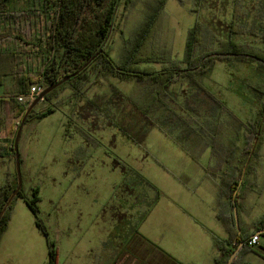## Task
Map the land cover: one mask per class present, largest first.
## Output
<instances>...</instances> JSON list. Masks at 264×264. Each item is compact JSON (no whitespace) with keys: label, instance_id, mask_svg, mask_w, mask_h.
Segmentation results:
<instances>
[{"label":"trees","instance_id":"1","mask_svg":"<svg viewBox=\"0 0 264 264\" xmlns=\"http://www.w3.org/2000/svg\"><path fill=\"white\" fill-rule=\"evenodd\" d=\"M166 1L159 0L157 6L144 19L135 37L125 40L122 58L118 62L112 56L107 40L113 28L117 10L122 3L128 7L130 0H0V85L10 80L13 84L10 90L0 96V133L9 136L10 139L7 145L0 138V158L6 155L8 150L12 156L15 155V135L21 118L32 101L30 99L20 101L19 95L27 94L34 84L45 88L78 71L94 55L96 57L76 76L49 92L45 99L33 109L26 122L32 117L42 118L58 108L55 98L59 94L57 93L59 88H61L60 91L62 88H71L74 90L76 99L83 97L89 91L90 83H94L99 74H110L123 80L148 81L147 94L154 89L156 92L154 102L158 101L162 104H165V96L170 100L171 87L186 79L210 95L219 106L227 109L220 99L207 90L203 84V78L210 73L217 60L236 59L248 62L252 60L258 62V67H264L263 46L236 40L239 34H251L259 37L264 43V22H258L257 25L251 20L249 22L250 15L244 11L243 5L240 9L238 5L235 6L230 19L224 22V26L206 23L198 17L188 30L183 56L176 58L160 54L154 44V37ZM205 5V0H195L193 11L199 14ZM157 63L161 64L160 68L156 67ZM257 91L260 93L261 100L256 103L254 117L240 121L246 132L237 171L223 175L220 182L221 193L228 198L230 210L227 213L220 212L219 216L225 222L229 235L225 239L216 237L219 254L214 264H226L238 244L250 235L243 230L241 213L247 194L251 190L246 185V176L254 172V163L260 156L264 143V89ZM127 98L133 100L129 96ZM88 101L95 102V99L88 98ZM105 102L103 111L109 116L113 95ZM141 104H138L135 112L146 116L149 123L154 122L149 115L145 114L146 110L141 107ZM88 106L94 108L93 103H89ZM123 111L124 108H121L120 117L115 120V125L134 142L143 145V139L140 138L138 131H133L127 124ZM79 130L81 134L91 139V135L86 130ZM256 138H258L257 144L245 176L240 182L244 165ZM16 187L15 172L14 182L1 194L0 211ZM159 196L158 192L151 201L150 207L155 205ZM16 197H21L33 211L36 225L46 237L48 264H57L59 253L57 244L50 237L45 223L40 218L39 188L34 187L30 193H27L22 186ZM12 203L1 219L0 237L10 220ZM235 204L238 209L240 233L236 226ZM148 210L149 208L143 212L134 227L131 222L127 223L130 233L126 236L127 243L122 245L121 250L128 260L134 257L138 260L139 256L135 255V250L142 247V243L146 241L139 231V222L146 217ZM254 229V232L264 229V217L254 224ZM147 243L150 242L147 241ZM151 245L153 249L147 260L143 258L142 264L144 262V264H167L166 260H173L159 247L153 243ZM241 249L253 250L248 245V240ZM231 264L250 263L239 262V256H237Z\"/></svg>","mask_w":264,"mask_h":264},{"label":"rangeland","instance_id":"2","mask_svg":"<svg viewBox=\"0 0 264 264\" xmlns=\"http://www.w3.org/2000/svg\"><path fill=\"white\" fill-rule=\"evenodd\" d=\"M158 2L159 0H130L128 7H125L123 3L120 5L107 40L111 54L116 61L119 62L122 58L125 40L135 37L145 21L144 19L153 11ZM205 4L197 14L193 11L195 0L166 1L154 37L155 47L160 54L181 58L188 30L193 26L196 18L199 17L209 24L224 26V22L230 19L236 5L239 6L238 9L243 5L244 11L250 15L249 22L251 20L256 25L258 22H264V17H262L264 16V0H205ZM236 40L264 47L262 40L251 34H239ZM225 64L229 65V62L226 60L216 61L211 77L216 83L209 81L210 89L223 99L225 107L230 113L247 119L248 115H244L240 111H246L247 108V111L252 110L256 113L257 107L253 106L252 101L261 100L257 90L264 89V67H258L257 61L249 60L246 69L249 86L245 88L239 85L237 78H230L224 73L227 67ZM156 67L160 68L161 64L157 63ZM233 70L236 69L233 68ZM96 78V81L92 82L93 84L90 83L88 98L94 97L95 101L102 105L113 95L115 100V103H112V106L114 104L113 110L116 109L118 112L124 108L123 112L127 123L134 118L133 114H135L134 110L132 114L133 107L127 97H132L136 103L146 100V96L147 99L150 97V94L145 96V86L149 83L148 81L123 80L110 74H99ZM183 82L184 84L190 83L186 79ZM60 89L57 90V93L61 94L67 91L65 90L67 88H62L61 91ZM234 90L241 92L242 104H245L242 107L237 104ZM73 91L71 90V92ZM96 92L98 94L95 96ZM171 99L175 100V97L171 96ZM172 106L174 113H180L178 106L175 104ZM60 107L61 111L69 117V104L61 103ZM157 114L149 115L156 125L151 128L143 145L134 143L124 135L118 134V130L108 124L105 117L104 128H101L97 134L100 138H96V143L91 148L96 151V155L87 166L88 175L86 178L88 181H85V177H82L81 180L79 176L75 178L70 173L75 183H71L72 180L69 181V175L65 172L67 169L64 168L66 159L64 151L71 150V147L70 143L67 144L63 141L61 128L54 120H51L52 118L36 121L42 136L38 142L40 143L38 150L41 153L44 152L45 155L44 153L36 154L34 157L33 166L36 171L32 174L30 181L39 188L40 218L45 223L50 237L57 244L59 252L57 264H97L104 246L115 238L114 234L119 237L116 230H113L119 221L118 216L124 215L125 221L130 220L134 225L145 209L149 208V202L158 192L161 193L158 188L147 191L145 187L146 196L138 197L137 195L133 199L129 190L136 187L134 192L136 194L139 189L142 190V187L138 186L142 179H145L147 184L152 182L150 184L157 186L162 182L159 170L175 171L184 167L186 163L182 158L177 157L176 147L165 141L163 132L172 128L164 119L166 118L165 112L161 111ZM137 115L140 114L137 112ZM159 126H163L164 129H160ZM111 131L116 133V139L113 142L111 135H107ZM26 132L27 129L23 131L21 147L24 146ZM115 159L123 166L116 167ZM41 161H46L44 167L38 165ZM123 167L126 168V171H123ZM2 177V171H0V181ZM22 179L26 192L25 188L29 184V177L24 174ZM80 184L81 193L71 187ZM147 193H151V195ZM89 197H92L93 201L87 204V201L83 199ZM123 199H127V204ZM254 206L256 207L253 208ZM249 210L259 214L264 210V201L250 206ZM261 241L264 243V236ZM149 254L140 247L135 250V255L139 256L138 260L136 257L128 260L124 254L120 256V259L129 261L128 264H142L143 258L147 260ZM97 257L98 259H96ZM0 264H48L46 237L36 225L33 211L21 197H16L13 201L10 208V220L0 237Z\"/></svg>","mask_w":264,"mask_h":264},{"label":"crops","instance_id":"3","mask_svg":"<svg viewBox=\"0 0 264 264\" xmlns=\"http://www.w3.org/2000/svg\"><path fill=\"white\" fill-rule=\"evenodd\" d=\"M228 62L229 65L225 64L227 67L225 71L223 70L224 73L229 75L230 78H237L240 86L248 88V74L246 71L248 61L233 59ZM215 65L216 62L213 64L210 73L203 78V84L209 92L225 104L223 99L210 89V82L216 83L211 78ZM232 67L236 70L234 71ZM12 85L11 80L7 81L4 85H0V96L5 91L10 90ZM178 85L179 87H177ZM147 86L149 88V84L145 86V96L148 95ZM65 90H67L65 93H59L55 98L56 103H58V108L55 111L42 118L32 117L24 124L19 141V150L22 176L25 174L29 177V184L25 188L28 193L35 187L32 181H30L32 174L36 171L33 166L34 157H36V154L42 155L44 153L38 150V145L40 144L38 142L42 136L40 135L36 121L39 122L43 119L52 118L51 120H54L62 130L63 141L67 144L70 143L71 150L64 151L66 156L64 168L67 169L65 172L69 175V181L71 182L72 180L71 183L75 182L71 178L70 173L75 178L79 176L80 180L82 177H87V166H89L90 161L94 160V155H96V151L91 148L95 145L96 138H100L97 134L101 128H104L105 117L106 122L114 127L115 130H118V134L120 133L134 142L115 125L114 122L120 117V113L119 111L116 112V109L115 111L113 110L114 104L113 106L111 105V115L108 116L103 111V104H99L98 101H88V92L83 97L75 99L71 88L67 87ZM171 91L172 94L170 95L175 97V100L171 99V97L169 100L165 96V104L158 101L154 102V95L156 94L154 89L151 90L148 99L146 96V100L143 102L139 101V103H142L141 107L146 110L145 114L147 115L153 113L158 115L157 113H161V111L165 112L166 118L164 119L172 127L169 131L163 132L165 141L172 143L176 147L177 157L182 158L186 163L183 168L175 171L169 169L159 170L162 182L157 186L154 183V185L150 184L152 182L147 184L146 180L142 179V182L140 180L138 183V186L142 187V190L139 189L137 194L134 193L136 187L129 190V193L133 195V199L137 195L138 197L146 196L145 187L147 191L156 188L161 190L155 205L153 207L149 206L148 214L139 222V231L142 237L146 239L142 243V249L145 253H150L153 249L151 243H153L156 247H159L171 256L173 260H166L167 264H214L215 258L219 254L215 241L216 237L225 239L229 235L225 222L219 216L220 212L227 213L230 210L228 198L221 193L220 182L223 175L237 171L240 163L241 147L245 143L246 132L245 127L240 121L252 118L255 115V111L251 110L252 113L250 110L247 111V108L246 111L241 110L240 112L244 115H248L247 119L232 114L228 109L219 106L210 95L192 83L184 84L182 81L180 84L173 85ZM234 91L237 104L242 107L245 104H242L241 92ZM97 94L96 92L95 96ZM92 98L94 97H90V99ZM130 98L132 99V97ZM258 101H252L253 106L256 107ZM113 102L115 103L114 99ZM61 103L69 104V117L61 111ZM89 103H93L94 108L91 106L89 108ZM130 103L133 107L132 110L136 114L135 110L139 103L136 104L134 99L130 100ZM173 104L178 106L180 113H174ZM135 114H133L134 118L128 122L130 124L129 127L133 131H138L137 133L143 139L144 144L150 134L151 128L156 124L155 122L149 123L148 118L144 115ZM159 116L161 117L162 115L160 114ZM159 127L160 129H164L163 126ZM25 129H27V132L23 144L24 148V146L21 147V140ZM79 129L86 130L91 135V139L89 140L81 134ZM114 131L107 134L111 135L112 142L116 139ZM5 137L7 136L4 133H0L3 143L9 145V136ZM102 150L104 153V148ZM263 161L264 149L262 148L260 156L254 163V172L246 176V185L251 190L247 194L245 206L241 213L243 230L250 233L244 243L253 235H259V243L256 246H250L253 250L244 251L241 249L244 243L242 245L239 243L237 246L239 250L235 256V258L239 256V262L250 264H264V243L261 241L264 232H260L261 230L254 232V224L264 217V210L259 212V214L258 212L249 210L250 206L264 201ZM45 164L46 161H41L38 165L44 167ZM114 164H116V167L122 165L116 159L114 160ZM122 169L126 171L125 167ZM0 171H2L3 175L0 181V194H2L4 189L14 182V174L16 172L15 155L12 156L9 150L6 155L0 158ZM243 178L241 177L242 180ZM85 181L87 182L88 179L86 178ZM80 186L81 184L72 185L71 187H74L78 193H81L79 190ZM147 194L151 195V193ZM127 199H123V201L126 203ZM83 200H86L87 204L93 201L92 197ZM150 203L151 201L148 205ZM123 216H118L119 221H117V226L113 229L116 230L119 237L114 234L115 238L104 246L97 264L130 263L125 259H120L122 255L121 249H123L122 245L127 243L126 236L130 233L127 223L131 222L130 220L125 221L126 217ZM147 241L150 243H147ZM110 243L113 244L111 248H109L111 246Z\"/></svg>","mask_w":264,"mask_h":264},{"label":"water","instance_id":"4","mask_svg":"<svg viewBox=\"0 0 264 264\" xmlns=\"http://www.w3.org/2000/svg\"><path fill=\"white\" fill-rule=\"evenodd\" d=\"M96 57V55H94L91 60H89L87 63H85L81 69H79L78 71L69 74L61 79H59L58 81L52 83L51 85L45 87L32 101L31 103L28 105L24 115L21 118V122L20 125L17 129L16 135H15V139H14V151H15V165H16V175H17V187L12 191V193L8 196L7 201L5 202L4 206L2 207L1 211H0V222L2 217L4 216V214L6 213V211L8 210L9 206L11 205V203L13 202L14 198L17 196V194L19 193V191L21 190L22 186H23V179H22V170H21V158H20V150H19V141L21 138V134H22V130L24 127V124L28 118V116L30 115V113L33 111V109L38 105V103L40 101H42L43 99H45L46 95L51 92L52 90H54L55 88H57L58 86H60L61 84H63L64 82H66L67 80H69L70 78L76 76L82 69H84L94 58ZM259 134V133H258ZM257 140L258 138L255 139L254 142V146L253 149L251 150L250 156L246 162V164L244 165L243 168V173H242V178L246 172L248 163L253 155L255 146L257 144ZM242 182V179L241 181ZM234 203H235V199H234ZM234 214H235V220H236V226L238 228V230L240 231V226H239V216H238V209L237 206L235 204L234 206ZM260 232H264V229H262ZM245 242V240L240 242V245H242ZM239 245V246H240ZM239 250V247H237L232 254L230 255L228 261L226 264H231L237 254Z\"/></svg>","mask_w":264,"mask_h":264},{"label":"built area","instance_id":"5","mask_svg":"<svg viewBox=\"0 0 264 264\" xmlns=\"http://www.w3.org/2000/svg\"><path fill=\"white\" fill-rule=\"evenodd\" d=\"M44 87L39 84H34L30 87L27 94L19 95L20 101H25L26 99L33 100L42 90ZM259 243V235H253L248 240V245L256 246Z\"/></svg>","mask_w":264,"mask_h":264}]
</instances>
